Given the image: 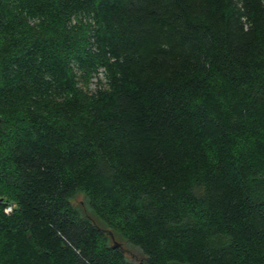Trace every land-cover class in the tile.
I'll return each instance as SVG.
<instances>
[{
	"label": "trees",
	"instance_id": "16d2710c",
	"mask_svg": "<svg viewBox=\"0 0 264 264\" xmlns=\"http://www.w3.org/2000/svg\"><path fill=\"white\" fill-rule=\"evenodd\" d=\"M0 118V264H264V0H0Z\"/></svg>",
	"mask_w": 264,
	"mask_h": 264
},
{
	"label": "rangeland",
	"instance_id": "374dc122",
	"mask_svg": "<svg viewBox=\"0 0 264 264\" xmlns=\"http://www.w3.org/2000/svg\"><path fill=\"white\" fill-rule=\"evenodd\" d=\"M80 199H83L82 196H79ZM132 253V254H130ZM128 256L132 261H137L141 258V253L139 250L135 249V248H130L129 252H128Z\"/></svg>",
	"mask_w": 264,
	"mask_h": 264
},
{
	"label": "built area",
	"instance_id": "2783aa9c",
	"mask_svg": "<svg viewBox=\"0 0 264 264\" xmlns=\"http://www.w3.org/2000/svg\"><path fill=\"white\" fill-rule=\"evenodd\" d=\"M14 206H15L14 202H8L6 207H5V211L7 213L11 212L13 210Z\"/></svg>",
	"mask_w": 264,
	"mask_h": 264
},
{
	"label": "water",
	"instance_id": "95a60500",
	"mask_svg": "<svg viewBox=\"0 0 264 264\" xmlns=\"http://www.w3.org/2000/svg\"><path fill=\"white\" fill-rule=\"evenodd\" d=\"M0 120H1V118H0ZM114 245H115V246H119V243L115 242Z\"/></svg>",
	"mask_w": 264,
	"mask_h": 264
}]
</instances>
